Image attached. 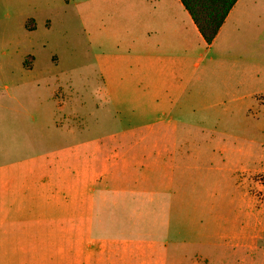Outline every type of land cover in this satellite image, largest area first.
Returning a JSON list of instances; mask_svg holds the SVG:
<instances>
[{
    "label": "rangeland",
    "instance_id": "rangeland-1",
    "mask_svg": "<svg viewBox=\"0 0 264 264\" xmlns=\"http://www.w3.org/2000/svg\"><path fill=\"white\" fill-rule=\"evenodd\" d=\"M133 2L0 0V197L54 195V185L39 190V174L46 161L55 182L56 163L71 146L64 119L77 110L86 126L117 120L116 110L107 114L103 87H118L121 74L151 71L135 55L177 54L176 46L130 42L121 23L106 30L86 23L98 7L111 17ZM254 16L244 55L207 48L192 32L181 79L189 104L170 111L186 119L175 127L189 152L182 176L175 172L180 195L161 210L144 206V220L133 215L120 230H105L104 238L126 248L100 254L95 242L77 253L74 237L59 233L70 219L13 213L0 223V264H264V3Z\"/></svg>",
    "mask_w": 264,
    "mask_h": 264
},
{
    "label": "crops",
    "instance_id": "crops-1",
    "mask_svg": "<svg viewBox=\"0 0 264 264\" xmlns=\"http://www.w3.org/2000/svg\"><path fill=\"white\" fill-rule=\"evenodd\" d=\"M262 3L264 0H238L208 46L179 0H134L111 17H108V8L98 7L101 3L96 6L98 8H94L86 22L94 23L96 29L106 30L111 24L121 23L120 28L127 31L130 42L139 46H176L177 54L135 55V62L140 66L148 63L151 71L136 69L119 75L118 87H103L107 114L116 110L117 120L102 118L94 126H86L85 118L80 117L77 110L71 118H63L67 124L63 132L69 135L71 146L63 151L65 158L56 163L55 182L50 179L51 171L47 172L46 161L39 174V180L44 182L39 183V190L54 185V195L37 199L28 195L0 197V223L6 222L3 219L13 213H21L26 219L54 215L59 221L70 219L69 230H64L61 225L59 233H70V237H74L77 253L83 249L90 252L95 242L93 248L100 254L107 253L112 247L116 251L126 248V241L104 238L105 230L110 226L115 229L118 224L120 230L122 219L126 222L127 217L133 218V215L143 219L144 206L150 204L161 210L175 193L180 195L182 186L175 183V172L177 170L182 176L184 159L189 158L186 155L189 152H184V144L179 141H184L185 137L176 134L175 127L186 119L174 118L170 111L184 110L189 104L183 97L185 85L181 84V79L184 78L182 71L188 59L192 32L207 48L244 55L250 52V32L245 29L250 28L253 20L259 22L254 12ZM164 68L169 70L163 72ZM147 78L169 85L148 87L145 84ZM123 81L129 85L123 86ZM80 122L84 124L83 128H80ZM176 158L180 160L179 165H176ZM29 186L24 187L27 190ZM96 234L100 239L92 238Z\"/></svg>",
    "mask_w": 264,
    "mask_h": 264
},
{
    "label": "trees",
    "instance_id": "trees-1",
    "mask_svg": "<svg viewBox=\"0 0 264 264\" xmlns=\"http://www.w3.org/2000/svg\"><path fill=\"white\" fill-rule=\"evenodd\" d=\"M189 14L203 42L208 46L216 37L238 0H179Z\"/></svg>",
    "mask_w": 264,
    "mask_h": 264
}]
</instances>
